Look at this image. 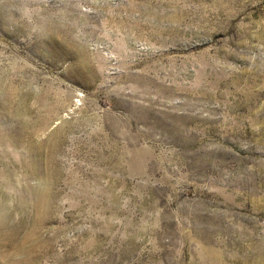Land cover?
Instances as JSON below:
<instances>
[{"label":"rangeland","instance_id":"rangeland-1","mask_svg":"<svg viewBox=\"0 0 264 264\" xmlns=\"http://www.w3.org/2000/svg\"><path fill=\"white\" fill-rule=\"evenodd\" d=\"M0 224V264H264V0H0Z\"/></svg>","mask_w":264,"mask_h":264},{"label":"bare ground","instance_id":"bare-ground-1","mask_svg":"<svg viewBox=\"0 0 264 264\" xmlns=\"http://www.w3.org/2000/svg\"><path fill=\"white\" fill-rule=\"evenodd\" d=\"M218 1H219V0H218ZM225 1H226V0H225ZM221 2H222V1H221ZM223 3H224V2H223ZM227 4H228V3H227ZM230 4H231V3H230ZM224 5H226V4H224ZM226 9H228V8H226ZM33 207L35 208L34 204H33ZM0 225L2 226L3 224H0ZM9 243H10V242H9ZM14 243H15V242H14ZM11 244H12V243H11ZM11 244H10V245H11ZM5 245H6V244H5ZM13 246H14V245H13ZM30 251H31V250H30ZM34 251H35V250H34ZM11 252H12V251H11ZM11 252H10V253H11ZM36 252H37V251H36ZM22 253H23V252H22ZM6 254H9V253H6ZM28 254H29V253H28ZM2 255H3V254H2ZM29 255H30V254H29ZM4 256H5V255H4ZM9 256H10V255H9ZM13 256H14V255H13ZM24 256H25V255H24ZM26 256H27V255H26ZM26 256H25V257H26ZM33 256H34V255H33ZM5 257H7V255H6ZM35 257H36V256H35ZM3 259H4V258H3ZM11 259H12V257H11ZM27 259H29V258H27ZM12 260H13V259H12ZM14 260H15V258H14ZM21 260H22V259H21ZM33 260H34V259H33ZM6 261H7V260H6ZM10 261H11V260H10ZM24 261H25V260H24ZM29 261H30V260H29ZM30 262H31V261H30ZM30 262H29V263H30ZM23 264H24V263H23Z\"/></svg>","mask_w":264,"mask_h":264}]
</instances>
